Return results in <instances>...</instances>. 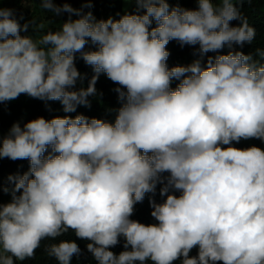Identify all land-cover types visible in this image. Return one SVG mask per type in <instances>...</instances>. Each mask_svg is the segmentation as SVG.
<instances>
[{"label": "clouds", "instance_id": "clouds-1", "mask_svg": "<svg viewBox=\"0 0 264 264\" xmlns=\"http://www.w3.org/2000/svg\"><path fill=\"white\" fill-rule=\"evenodd\" d=\"M134 2V13L97 20L85 11L92 0L80 8L40 0L68 18L38 40L21 32L43 24H21L22 14L0 7V104L23 94L75 113L90 106L101 74L120 101L113 121L41 116L0 134V160L29 161L0 185L10 196L0 202V264L33 259L44 241H54L48 257L71 264L79 245L58 240L70 231L96 264H264V148L233 146L264 143V51L256 59L233 49L256 36L245 0H196L195 9ZM170 41L198 45V58L169 68ZM77 54L94 73L78 89L86 74ZM158 185L155 222L132 219ZM121 240L117 255L110 249Z\"/></svg>", "mask_w": 264, "mask_h": 264}, {"label": "trees", "instance_id": "trees-1", "mask_svg": "<svg viewBox=\"0 0 264 264\" xmlns=\"http://www.w3.org/2000/svg\"><path fill=\"white\" fill-rule=\"evenodd\" d=\"M27 0H0V7L15 9L17 14H22L25 16L24 4ZM59 4L65 2L70 3L74 8H80L82 0H55ZM173 5L179 3L181 7L195 9L197 7L196 0H169ZM137 6L134 0H92V7L90 9H85V11H91L93 16L97 19H107L108 17H113L118 19V14L122 15L125 12L134 13L136 12ZM240 10L243 16H245L250 24L255 29L256 36L251 44L245 43L242 47L234 45L233 49L235 51H242L245 54H252L254 58L259 59L256 56L257 50L264 51V0H245ZM68 18V14L61 15L57 18L54 23L44 26L43 29L37 32L30 28L34 35L39 39L43 34L46 33L48 28L55 30L59 28L60 23ZM76 18V17H73ZM25 20H21L20 23L23 24ZM231 24L236 26L239 21H232ZM155 26V24H153ZM21 35H24L21 32ZM87 48H94L93 45L89 44ZM197 46L185 45L181 47L176 41H170L167 45V50L170 55L167 60L168 67L171 68L177 65H188L194 59L198 58ZM229 49L225 47L223 49V54H227ZM209 56H214L216 53H208ZM207 57L204 59L206 60ZM264 63V60H261ZM76 67L82 74H86V78L83 83L77 82L76 88L87 87L88 80L94 74L91 67L86 65L82 59L79 58L77 54ZM178 81L172 82V87L175 88ZM97 95L89 97L90 106H78L75 113H65L63 111V106L59 101H41L39 99L31 98L27 95H20L17 99L10 102L0 104V134H7L8 130L14 123H20L21 126L29 120L35 119L37 117H44L45 119H51L55 116L71 115L75 116L77 114H83L89 118L95 117L100 119H105L108 121H113L115 118V112L110 111V109H117L120 107V101L117 98V93L114 91L118 85L110 81L106 75L101 74L96 83ZM255 145L257 147L264 148V143L258 139L241 140L239 143H233L234 147L237 148H247L249 146ZM29 161L28 160H16L12 161L10 159L0 160V185L5 187L9 186L8 176L10 174L24 173L28 171ZM161 185L157 186L155 194H146L145 199L142 203H138L135 206V212L132 219L138 220L141 223L149 224L154 223V219L151 217L150 213L152 211L149 199L154 198L156 202H162L164 197H161L160 192ZM5 193L0 192V202H2V197ZM179 195V193H176ZM59 239L74 240L81 249V254L79 256H73L71 264H96V261L86 249V244L88 241L80 240L75 237L74 233L71 231L65 234ZM54 241H44L41 247L36 250L35 257L30 260H25L23 262H18V264H57L54 258L48 257L44 251V246L47 243ZM117 255L123 251V240L116 247L110 249ZM197 254V249H193L190 255L195 256ZM175 264H180L179 261Z\"/></svg>", "mask_w": 264, "mask_h": 264}, {"label": "rangeland", "instance_id": "rangeland-1", "mask_svg": "<svg viewBox=\"0 0 264 264\" xmlns=\"http://www.w3.org/2000/svg\"><path fill=\"white\" fill-rule=\"evenodd\" d=\"M24 11H25L24 20L27 22H31L32 20H34L37 25L43 24L44 26H46V25L54 23V21L57 18H60V16L56 17V16H53L51 13L45 12L40 7V0H27L24 4ZM50 21H52V23H50ZM30 28L32 27L30 26L26 32H23V34L27 36H31L38 40V38L34 35L33 31ZM9 200H10V196L8 194H4V196L2 197V202L6 203Z\"/></svg>", "mask_w": 264, "mask_h": 264}]
</instances>
